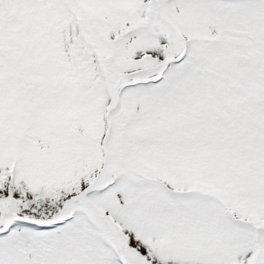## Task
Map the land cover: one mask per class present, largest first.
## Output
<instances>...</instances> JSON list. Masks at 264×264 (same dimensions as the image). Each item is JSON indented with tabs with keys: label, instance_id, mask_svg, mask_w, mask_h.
I'll return each mask as SVG.
<instances>
[{
	"label": "snow or ice",
	"instance_id": "obj_1",
	"mask_svg": "<svg viewBox=\"0 0 264 264\" xmlns=\"http://www.w3.org/2000/svg\"><path fill=\"white\" fill-rule=\"evenodd\" d=\"M0 264H264V0H0Z\"/></svg>",
	"mask_w": 264,
	"mask_h": 264
}]
</instances>
